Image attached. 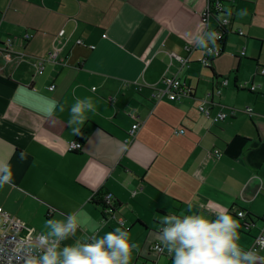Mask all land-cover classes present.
Masks as SVG:
<instances>
[{
    "label": "crops",
    "instance_id": "crops-1",
    "mask_svg": "<svg viewBox=\"0 0 264 264\" xmlns=\"http://www.w3.org/2000/svg\"><path fill=\"white\" fill-rule=\"evenodd\" d=\"M233 2L225 5L223 53L206 68L194 39L217 26L201 15L206 0H0V168L13 174L0 187V211L37 232L72 213L73 242L122 219L137 244L130 264H172L152 247L163 216L190 204L237 218L243 248L264 235V0ZM170 52L187 64L170 61ZM163 76L183 81L189 94L155 101ZM223 78L227 85L209 95ZM85 97L96 111L73 134L69 108ZM46 98L64 111L46 116ZM202 102L211 116L227 117L212 123L198 111ZM71 141L81 142L78 153L66 150ZM98 192L113 195L115 219L91 202Z\"/></svg>",
    "mask_w": 264,
    "mask_h": 264
},
{
    "label": "clouds",
    "instance_id": "clouds-1",
    "mask_svg": "<svg viewBox=\"0 0 264 264\" xmlns=\"http://www.w3.org/2000/svg\"><path fill=\"white\" fill-rule=\"evenodd\" d=\"M220 34L207 30L194 36L197 48L203 52L213 45ZM47 106L43 109L46 116H51L63 104L46 98ZM96 111L93 99H76L69 108L68 126L73 134L81 132L89 113ZM23 156V153L21 154ZM13 174L10 166L0 168V187L11 184ZM223 207V206H220ZM242 216L243 213H237ZM240 221L226 209L217 211L214 216L199 211L183 215L167 214L161 221L158 233V250H166L171 255L172 264H264V255L256 248L244 249L240 241ZM46 231L36 234L32 240L19 242L13 249V257L19 261L23 254V264H130L132 251L137 248L130 232L122 227H114L103 235L93 234L83 242L76 239L66 244L70 236L77 231L78 224L74 214L64 218H52L45 221Z\"/></svg>",
    "mask_w": 264,
    "mask_h": 264
},
{
    "label": "built area",
    "instance_id": "built-area-1",
    "mask_svg": "<svg viewBox=\"0 0 264 264\" xmlns=\"http://www.w3.org/2000/svg\"><path fill=\"white\" fill-rule=\"evenodd\" d=\"M231 1L233 0H206L201 15L205 21L211 17L215 18L217 24L215 31H217L220 36L219 39L216 41L214 51L211 54H208L213 49V45L211 44H209L208 49L204 51L203 57L201 59V64L204 67H210L211 61L219 57L223 53L221 41L223 40L224 35L230 30V19L226 15L227 13L225 11V4L230 3ZM238 34L242 35V32L239 31ZM32 36V33H26L23 38L25 40H28ZM58 36L62 37L63 32L60 31L58 33ZM6 43L10 44V41L7 40ZM76 44L81 45L82 42L78 40ZM90 48L93 49V47ZM186 50L189 52L190 47H187ZM243 54L244 52L241 51V55ZM49 56L50 57L48 59H54L55 53L53 52ZM168 56L170 61L178 63V65H180L181 67L187 64V59L185 57H181L173 52L168 53ZM44 61L45 60H38L36 62V66L38 68L37 74L42 73ZM258 73L264 75V68L259 70ZM227 83L228 80L226 78L221 79L219 81V86L214 88L213 91L209 93V95L212 96L213 94H219L221 88L225 87ZM158 84L160 85V87L158 88L157 92L152 95L155 101L159 100L164 95H166V97L171 101L178 100L182 96H187L190 92L188 86L183 81L174 76H163L159 80ZM244 85L246 86V84ZM53 88L54 86L51 85L48 87V90L52 91ZM246 88L249 91L254 92L256 87L254 85H249ZM107 100L111 101L112 99L108 97ZM198 111L203 114L205 118H210L212 123H217L227 117V113L224 112H218L214 116H211L210 107L205 105V102H202L198 106ZM245 112L248 115H251L252 110L251 108H246ZM139 126V122H135L132 124L129 130V135L131 137L135 134ZM174 133L183 134L184 131L180 129L175 130ZM81 147L82 145L80 141H71L67 144L66 150L70 153H78L81 150ZM132 194H135V191H133ZM96 195H98V199L100 201L99 208L101 209L102 217L104 216L114 218V212L116 209L113 195L108 192H98L95 193L92 197H95ZM237 213H243V211L239 210ZM244 216V213L242 216L237 215V217L239 218H244ZM116 222L120 227H123L122 219H116ZM124 229L128 230V228ZM38 233L40 232H37L35 229L26 226L22 222L17 221L13 216H10L0 211V264H23V254H21V259L19 261H16L14 258L10 261L9 258L13 257V249L19 242H22L24 240H32ZM157 245L158 244L153 245V250L156 251L158 254H164L165 250H158ZM252 248H256L257 250H261L264 248V235L262 233L254 237L250 247L244 249L247 250Z\"/></svg>",
    "mask_w": 264,
    "mask_h": 264
},
{
    "label": "trees",
    "instance_id": "trees-1",
    "mask_svg": "<svg viewBox=\"0 0 264 264\" xmlns=\"http://www.w3.org/2000/svg\"><path fill=\"white\" fill-rule=\"evenodd\" d=\"M230 23H231V20H230ZM223 40H224V38H223ZM223 40L221 41V44L223 43ZM206 68H210V67H206ZM91 202H92L96 207H99V205H100V201H99V199H98V195H96L95 197H92ZM116 204H117V203H115V209H116ZM117 206H118V205H117Z\"/></svg>",
    "mask_w": 264,
    "mask_h": 264
},
{
    "label": "rangeland",
    "instance_id": "rangeland-1",
    "mask_svg": "<svg viewBox=\"0 0 264 264\" xmlns=\"http://www.w3.org/2000/svg\"><path fill=\"white\" fill-rule=\"evenodd\" d=\"M234 4V2L233 1H231L230 2V4ZM225 5H227V4H225ZM245 18V17H244ZM230 78H231V76H229ZM232 79V78H231ZM231 79H229L230 81H231ZM71 237V236H70ZM71 238H73V237H71ZM63 243H66V244H70V243H73V239H68V240H66V241H64Z\"/></svg>",
    "mask_w": 264,
    "mask_h": 264
},
{
    "label": "bare ground",
    "instance_id": "bare-ground-1",
    "mask_svg": "<svg viewBox=\"0 0 264 264\" xmlns=\"http://www.w3.org/2000/svg\"><path fill=\"white\" fill-rule=\"evenodd\" d=\"M107 218H110V217H107ZM110 219H115V213H114V218H110ZM116 220V219H115ZM123 221V220H122ZM152 249H153V247H152ZM156 252V251H155ZM165 254V253H164Z\"/></svg>",
    "mask_w": 264,
    "mask_h": 264
},
{
    "label": "water",
    "instance_id": "water-1",
    "mask_svg": "<svg viewBox=\"0 0 264 264\" xmlns=\"http://www.w3.org/2000/svg\"><path fill=\"white\" fill-rule=\"evenodd\" d=\"M159 230H160V228H159Z\"/></svg>",
    "mask_w": 264,
    "mask_h": 264
}]
</instances>
